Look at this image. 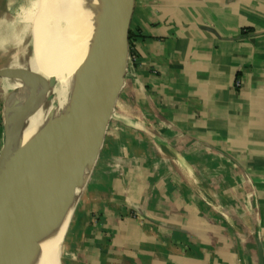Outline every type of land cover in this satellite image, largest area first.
Instances as JSON below:
<instances>
[{"label":"crops","instance_id":"obj_1","mask_svg":"<svg viewBox=\"0 0 264 264\" xmlns=\"http://www.w3.org/2000/svg\"><path fill=\"white\" fill-rule=\"evenodd\" d=\"M11 16L0 0V70L32 50ZM127 44L122 105L189 172L114 117L126 145L78 203H94L85 264H258V244L264 261V0H130Z\"/></svg>","mask_w":264,"mask_h":264},{"label":"water","instance_id":"obj_2","mask_svg":"<svg viewBox=\"0 0 264 264\" xmlns=\"http://www.w3.org/2000/svg\"><path fill=\"white\" fill-rule=\"evenodd\" d=\"M129 8L130 0H90L85 5L74 22L70 39L73 47L66 63L67 71L66 68H52L51 72L43 73L39 69L41 66H38L19 75L17 69L0 70V78L10 79L14 83L2 104L0 264H21L19 239L23 227L22 204L37 197L26 182L48 179L55 171L57 162L69 156L85 141L89 142L111 68L117 90L121 87L122 79L116 78L114 72L117 64L129 58ZM56 71L67 73L68 112L53 108L48 121L27 132L26 120L31 110L39 102L47 108L55 96ZM29 169L44 175L34 177ZM257 256L258 264H264L259 244Z\"/></svg>","mask_w":264,"mask_h":264},{"label":"bare ground","instance_id":"obj_3","mask_svg":"<svg viewBox=\"0 0 264 264\" xmlns=\"http://www.w3.org/2000/svg\"><path fill=\"white\" fill-rule=\"evenodd\" d=\"M89 1L4 0L10 14L19 23L32 26V50L17 67L19 75L38 66H41L39 69L43 73L51 72L52 68L68 70L66 63L72 53L70 50L73 46L70 39L74 22ZM66 71L62 74L56 71L57 83L61 81L64 87H67ZM13 87L14 83H11L9 88L4 85L5 93L7 94ZM112 102L116 108L114 115L120 122L128 127L145 131L160 152L169 153L184 172H189L185 161L155 134L141 118L142 115L114 100ZM68 107V101H65L57 109L67 113ZM52 109L50 104L45 108L44 104L39 102L27 117V132L34 131L43 122L48 121ZM81 154L82 145L57 162L55 171L48 179L42 182H26V186L37 193V197L35 200H25L22 204L23 227L19 239L21 264H61L57 242L65 221L72 181L82 164ZM29 173L34 177L44 175L32 169H29Z\"/></svg>","mask_w":264,"mask_h":264},{"label":"rangeland","instance_id":"obj_4","mask_svg":"<svg viewBox=\"0 0 264 264\" xmlns=\"http://www.w3.org/2000/svg\"><path fill=\"white\" fill-rule=\"evenodd\" d=\"M130 54L133 55V53H130L129 49V55ZM26 56L19 57L18 59H14L13 61H11L13 63V66H15L16 64L19 65ZM7 80L8 79L6 78L0 79V148L3 141L2 104L3 96L5 94L4 85L9 88L10 84L12 83V81L9 79V82L6 84ZM119 81V83H121V80ZM60 82L56 84L55 96L50 101V105L53 108H57L61 103H64L69 98L67 87H64L62 85V82ZM120 85L121 84H119V87ZM117 89V82L115 81V78H113V70L111 68L107 76L105 89L99 102L96 117L91 128L89 142L85 141L82 144V164L80 170L74 177L72 183L66 219L57 242V247L60 251L59 255L61 264H85L89 260L84 256L82 251H88V245H86V243L88 242L84 241V239L86 238L84 232L89 228L90 206H92V204L94 203L89 204L88 201L83 202L80 207L78 206V203L81 196L85 193V186H87V183H89L91 179L94 178L104 181L106 177H112L113 173H109L108 167L106 166V161L108 160V158L106 157L107 147L111 146V141L115 139L123 142V144L126 145V139L120 138L117 135L116 137H113L112 130H110V128L112 127L111 125L117 123L115 120V118L117 119V117L114 115L116 108H114L112 101L114 100L119 104H123L122 94H120L121 87L119 88V90ZM138 114L141 116L139 112ZM122 125L124 129L129 130L132 134L140 131L135 128L128 127L124 124ZM130 140L129 141L132 142L134 138ZM143 143L144 146L148 144L147 141ZM100 183V181L95 180L96 186H99ZM78 211H82V213H78Z\"/></svg>","mask_w":264,"mask_h":264},{"label":"built area","instance_id":"obj_5","mask_svg":"<svg viewBox=\"0 0 264 264\" xmlns=\"http://www.w3.org/2000/svg\"><path fill=\"white\" fill-rule=\"evenodd\" d=\"M134 58L135 57L133 55H131V54L129 55V61H131L132 63H134ZM236 86H239L238 82L236 83Z\"/></svg>","mask_w":264,"mask_h":264},{"label":"trees","instance_id":"obj_6","mask_svg":"<svg viewBox=\"0 0 264 264\" xmlns=\"http://www.w3.org/2000/svg\"><path fill=\"white\" fill-rule=\"evenodd\" d=\"M132 55V54H131Z\"/></svg>","mask_w":264,"mask_h":264}]
</instances>
